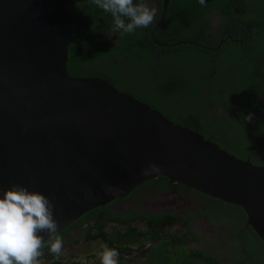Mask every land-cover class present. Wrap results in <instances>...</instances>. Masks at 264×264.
Masks as SVG:
<instances>
[{"label": "water", "instance_id": "95a60500", "mask_svg": "<svg viewBox=\"0 0 264 264\" xmlns=\"http://www.w3.org/2000/svg\"><path fill=\"white\" fill-rule=\"evenodd\" d=\"M84 1L0 0V198L13 185L44 194L59 231L164 176L242 207L264 243V165L236 158L105 78L69 73L74 7ZM153 164L159 171L144 175Z\"/></svg>", "mask_w": 264, "mask_h": 264}, {"label": "flooded vegetation", "instance_id": "af4514ba", "mask_svg": "<svg viewBox=\"0 0 264 264\" xmlns=\"http://www.w3.org/2000/svg\"><path fill=\"white\" fill-rule=\"evenodd\" d=\"M144 2L157 9L147 30L149 47H159L154 54L160 57L164 50L189 45L193 49L192 65L197 64V80L203 76L207 82L205 96L216 94L211 116L220 121L225 131L214 139H206L236 158L264 165V120H256L264 116V0H205L208 8L190 23L188 33L192 36L183 35L175 44L156 37L164 30L171 33L169 28L177 23L168 16L177 11L174 0H168L164 15L163 0ZM179 53L175 55L176 64L186 60V55ZM135 83L126 92L139 96L149 92L141 81ZM249 114L252 122L245 119ZM229 209L245 219L238 220L237 225L229 223ZM226 214L228 218L224 219ZM247 220L240 206L156 176L67 224L57 233L63 240L65 254L57 259L49 253L46 242L40 259L43 264H77L78 257L84 255L89 264H100L95 253L99 243H106L119 252L118 264H161L166 257L177 255L179 239L184 234L196 238L193 248L201 249L206 256L226 258L232 252L231 243L226 240L240 231L237 263L261 264L250 261L249 254L243 253L244 243L251 242L247 235L254 231ZM254 256H259L256 250Z\"/></svg>", "mask_w": 264, "mask_h": 264}, {"label": "trees", "instance_id": "16d2710c", "mask_svg": "<svg viewBox=\"0 0 264 264\" xmlns=\"http://www.w3.org/2000/svg\"><path fill=\"white\" fill-rule=\"evenodd\" d=\"M174 6L177 7L175 15H168L173 16L174 22H177L169 28L171 33L164 30L162 36L155 34L158 39L162 37L161 40L170 44L181 41L183 35L190 38V23L208 8V5H202L200 0H174ZM74 8L76 14L72 34L75 42L69 47L68 63L72 76L102 77L123 92L134 86L135 82L141 81L149 92H143L144 96L133 95L159 110L169 120L198 131L207 139H214L216 135L224 133L225 127L217 118L211 116L210 109L216 94L212 92L210 98L205 96L203 91L207 82L203 76L197 80V64L192 65L193 58L190 54L193 49L189 45H181L182 51L179 47L164 50L163 54L157 57L154 50H159V47H149V26L138 28L133 34L121 35L113 31L111 14L94 6L90 0L79 2ZM170 11L172 12V9H169ZM115 36L117 41H114ZM166 36L168 37L163 38ZM179 52L186 55V60L176 64L174 59ZM256 120L263 121L264 116ZM227 213L228 222L233 225H237L238 220L242 221L246 217L233 210ZM228 215H224V219L228 218ZM156 225L158 223L154 224L152 229ZM239 232L233 233L231 240H226L232 246V252L226 258L215 254L206 256L201 249L193 248V242H197V239L184 234L185 236L179 239L181 245L176 250L177 255L164 257L165 262L161 264H238L235 255L240 252ZM255 233L253 231L247 235L251 242L244 243L243 253L249 254L250 261L264 264V243ZM254 250L259 256H254Z\"/></svg>", "mask_w": 264, "mask_h": 264}, {"label": "clouds", "instance_id": "9594fccd", "mask_svg": "<svg viewBox=\"0 0 264 264\" xmlns=\"http://www.w3.org/2000/svg\"><path fill=\"white\" fill-rule=\"evenodd\" d=\"M113 17L114 32L133 34L138 28H147L154 21L157 9L149 7L144 0H90ZM203 5L205 0H200ZM252 122L253 116L245 117ZM153 164L143 174L158 172ZM90 195V193L88 194ZM54 203L44 194L21 185H13L0 198V264H43L42 249L57 259L65 254L58 222L54 219ZM47 233L48 239L39 233ZM100 264H118L119 252L106 243H99L96 250ZM77 264H89L86 256L78 257Z\"/></svg>", "mask_w": 264, "mask_h": 264}]
</instances>
